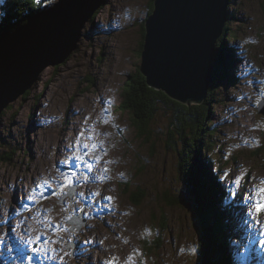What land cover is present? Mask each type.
Listing matches in <instances>:
<instances>
[{
    "label": "rangeland",
    "instance_id": "1",
    "mask_svg": "<svg viewBox=\"0 0 264 264\" xmlns=\"http://www.w3.org/2000/svg\"><path fill=\"white\" fill-rule=\"evenodd\" d=\"M148 2L104 0L94 18L84 22L68 58L46 67L32 88L0 113V205L4 206L0 207V243H4L3 232L15 248L13 255L0 249V264H109L113 260L115 264H215L206 261L201 250L207 234L197 250L190 251L186 244L196 240L191 215L198 217V213L194 207L187 210L176 203L181 202L177 193L185 192L180 188L176 154L162 144L164 119L156 118L155 128L161 132L149 140L137 134L133 113L110 108L115 95V107L119 106L121 87L141 61L138 53L144 43L141 30ZM228 14L232 18L227 22L226 44L239 58L234 63L228 50L235 66L230 69L232 81L212 96L216 98L211 105L214 128L207 135H214L209 153L219 164L220 187L235 202V219L220 222L222 230L230 233L232 251L227 255L235 261L229 264H254L249 261L253 245L264 250L259 242L264 239V214L259 224L248 216L264 180V148L251 149L261 140L257 125L264 129L257 110L264 98V0H231ZM240 66L248 69L249 76H242ZM96 100H103L102 108ZM206 107L203 101L198 114ZM114 113L120 119L113 118ZM101 120L108 124L100 125ZM216 138L225 148L216 144ZM240 141L243 151L232 164L235 174L224 178L226 162L235 161L231 151ZM245 163L250 177L243 174ZM242 174L237 186L233 181ZM66 178L71 184L61 188L60 179ZM74 180L80 182L77 188ZM61 189L62 198L53 195ZM139 189L145 195L137 203L130 193ZM75 215L78 218L71 223ZM240 235L245 236L242 249H232L231 239Z\"/></svg>",
    "mask_w": 264,
    "mask_h": 264
},
{
    "label": "water",
    "instance_id": "2",
    "mask_svg": "<svg viewBox=\"0 0 264 264\" xmlns=\"http://www.w3.org/2000/svg\"><path fill=\"white\" fill-rule=\"evenodd\" d=\"M104 0H57L26 22L0 32V113L23 95L48 66L74 50L85 21ZM231 0H152L144 18L140 72L147 86L178 103L200 105L214 86L217 42L225 33ZM241 17V16H240ZM231 47V45H230ZM258 112L264 113L260 102ZM185 207L187 204L179 195ZM197 235L198 217L193 216ZM80 225V224H78Z\"/></svg>",
    "mask_w": 264,
    "mask_h": 264
},
{
    "label": "trees",
    "instance_id": "3",
    "mask_svg": "<svg viewBox=\"0 0 264 264\" xmlns=\"http://www.w3.org/2000/svg\"><path fill=\"white\" fill-rule=\"evenodd\" d=\"M29 1L32 0H7L0 6V31L14 29L17 25L26 20V16L28 17L30 15L28 12L29 9L42 6V4L35 5ZM152 8V0H149L147 4V13L151 12ZM231 18L232 16L229 15L228 20ZM141 32H144L143 29ZM227 41H229L228 34L223 33L217 42L213 70L215 87L210 90L204 100L207 107L203 113L198 114L199 105L187 106L183 103H178L169 99L161 90H155L147 86L145 77L141 74L139 69L141 61L138 62L134 72L128 75V79L126 78L124 81L121 87L122 99L118 106L121 111L133 113L137 134L146 136L147 138H151L153 134L158 135L161 132L159 128H155L156 118L160 117L164 119L161 132L162 144L166 150H170L173 154H176L177 171L181 178L179 179L180 188L183 189L187 195L195 197L197 204L200 206L194 207L198 213V219H200V211H202L204 226L206 230L207 227L209 229L206 239L204 240V247L202 249L200 247V249L206 252V261L208 259V261H216L218 264H229L231 259L229 260L227 255L226 243L224 246L222 245L221 214L218 213L217 215H213L212 210L218 203L225 208H227V206L222 202V197L220 196L221 185L219 182L217 184L215 172H212L213 156L206 153H208L214 145L211 139L214 135H207L208 131L214 128L211 125V116L213 115V107L211 105L216 98H212V96H214L217 89L222 86V81H225L223 80L224 71L228 79V74L226 73L228 67L226 64L231 63L228 50L230 49L233 56H235L229 43L226 44ZM142 44L141 42L138 60H141L140 53ZM230 75L231 73L229 74V83L232 81ZM186 129H189V131H186ZM216 139L219 141L220 138ZM7 156H9V154H7ZM235 156H233L235 159L234 162L240 157L239 152ZM226 164H228V162ZM143 171V168L138 169V174ZM126 184L127 183H124L123 187ZM184 188H187V192ZM124 190L128 192V187H125ZM221 191L223 192L222 189ZM130 194L134 196L130 198H135L136 200L134 201L138 203L144 197L145 192L139 189L136 194L135 191H132ZM170 194H173V192L171 191ZM173 201H175V199ZM176 203L179 204V201ZM209 250H212L211 254H209Z\"/></svg>",
    "mask_w": 264,
    "mask_h": 264
},
{
    "label": "snow or ice",
    "instance_id": "4",
    "mask_svg": "<svg viewBox=\"0 0 264 264\" xmlns=\"http://www.w3.org/2000/svg\"><path fill=\"white\" fill-rule=\"evenodd\" d=\"M79 135H83V133L79 134ZM77 144H79V137L77 140ZM93 147H95V145H93ZM97 160H99V157H96ZM89 169L91 168V166H88ZM227 175V173H225V176ZM243 178V174L239 177H237L233 183H235L237 186H239L240 181ZM67 180V178H66ZM45 183H48L47 181ZM67 183L70 184L71 181L67 180ZM66 185H61V188L65 187ZM39 187V185L37 186ZM56 193L54 192L53 195H55ZM233 196L236 195L235 192L232 193ZM106 199L111 200V197H106ZM252 207L249 209L248 211V216L250 217V219L252 221H255V223L259 224L260 220L259 217L261 216V214H264V180H261L260 182V186L256 189V194H255V198L252 199ZM261 235H264V233H262ZM262 245H264V239H261L259 241ZM129 260H131V257H129ZM109 264H115V261H109Z\"/></svg>",
    "mask_w": 264,
    "mask_h": 264
},
{
    "label": "bare ground",
    "instance_id": "5",
    "mask_svg": "<svg viewBox=\"0 0 264 264\" xmlns=\"http://www.w3.org/2000/svg\"><path fill=\"white\" fill-rule=\"evenodd\" d=\"M0 9H1V8H0ZM46 10H47V9H46ZM228 17H229V14H228ZM228 17H227V18H228ZM145 34H146V32H145ZM145 34H144V38H143V40L145 39ZM77 41H78V40H77ZM77 41H76V42H77ZM76 42H75V48H76ZM143 42H144V41H143ZM75 48H74V49H75ZM235 53H236V51H235ZM236 58H237V57H236ZM238 58H239V57H238ZM230 79H231V78H230ZM31 88H32V86H31ZM31 88H30V89H31ZM158 90H161V88H158ZM28 91H29V90H28ZM161 91H162V90H161ZM21 96H22V95H21ZM201 103H202V102H201ZM261 103L264 104V98L261 99ZM241 242H244L243 238L241 239ZM253 248H255L257 251H260V252H261V248H260V250H259V249L256 247V245H254ZM211 251H212V250H211ZM228 261H229V260H228ZM228 261H227V262H228ZM234 261H235V260H231V262H234Z\"/></svg>",
    "mask_w": 264,
    "mask_h": 264
}]
</instances>
